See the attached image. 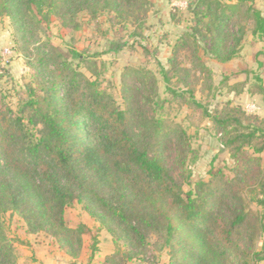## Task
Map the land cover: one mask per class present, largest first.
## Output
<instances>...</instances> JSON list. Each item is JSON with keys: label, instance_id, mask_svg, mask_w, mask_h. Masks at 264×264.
I'll return each mask as SVG.
<instances>
[{"label": "trees", "instance_id": "16d2710c", "mask_svg": "<svg viewBox=\"0 0 264 264\" xmlns=\"http://www.w3.org/2000/svg\"><path fill=\"white\" fill-rule=\"evenodd\" d=\"M150 7L149 0H0V16L10 18L17 44L28 61H35L38 90L30 88L25 109L33 114L27 123L4 109L0 100V264H18L14 242L6 234L7 213L19 215L29 235L54 240L70 259L82 256L83 237L91 235V261L98 237L89 226L70 228L66 221V211L75 203L99 221L114 247L123 242L146 249L156 241L160 251H171L170 264L264 261V216L251 226L252 213L242 195L246 190L258 193L262 198L255 201L264 206V118L232 104L210 115L241 179L219 171L185 191L165 165L161 141H175L177 163L185 171L192 151L187 132L178 124L142 116L138 129L153 138H139L132 129V112L118 107L95 81L63 59L50 40L41 42L37 34L40 26L48 30L52 17L74 31L81 27L75 19L82 13L93 19L126 13L127 19L141 21ZM194 14L193 36L208 40V51L222 63L238 54L246 33L244 20L252 25V37L264 39V15L255 0H198ZM235 18L237 31L226 46L227 27ZM72 56L83 57L77 52ZM202 70L210 77L203 65ZM251 93L264 95V86L254 85ZM190 176L185 175L188 185ZM250 227L251 252L241 246L243 231ZM255 232L262 237L260 249ZM120 257L123 264L135 258L119 249L106 256L104 264H118Z\"/></svg>", "mask_w": 264, "mask_h": 264}, {"label": "rangeland", "instance_id": "374dc122", "mask_svg": "<svg viewBox=\"0 0 264 264\" xmlns=\"http://www.w3.org/2000/svg\"><path fill=\"white\" fill-rule=\"evenodd\" d=\"M149 2L151 7L141 21L127 19L126 13H108L94 19L82 13L75 19L80 29L70 31L52 17L48 30L46 25L40 26L37 34L41 42L50 40L63 59L95 81L118 107L132 112V129L139 138L143 136L147 142L153 138L152 133L139 131L142 116L149 121L156 119L178 124L187 132L192 151L185 171L177 163L175 141L171 138L161 141L165 165L185 191L197 182H208L219 171L229 179H241L234 171L235 160L222 145L220 129L210 115L232 104L244 108L249 115L264 118V95L251 93L254 85L264 86V39L252 37V25L244 20L246 33L238 54L232 61L222 63L208 51V40L192 34L198 0ZM255 2L264 15V0ZM250 4L248 2L247 5ZM237 24L238 18H235L228 25L226 46L232 44ZM30 46L34 51L35 47ZM6 50L10 53L6 54ZM72 52L83 57L76 59ZM28 62L25 52L16 42L12 21L0 16L1 106L15 116L25 118L26 123L33 114L30 108L25 109V104L31 100L30 88L37 90L32 67L35 61L32 59L31 65ZM202 65L210 71V77L202 70ZM244 83L246 86L242 90L240 85ZM251 106L255 108L253 112ZM248 154L254 156L251 151ZM260 159L264 167V155ZM187 174L191 175L189 181L192 185L185 182ZM242 195L252 213L251 226H255L256 220L264 216V206L255 201L262 197L248 190ZM3 219L6 234L14 242L18 264H39L38 258L44 255L50 258L45 264H104L105 254L119 249L120 254L131 252L135 257L128 264H170L172 256L168 249L160 251L156 241L146 249L123 242L114 247L111 236L100 227L99 221L90 217L77 203L67 209L66 221L70 228L85 224L92 229L93 236L98 237L97 251L91 261L89 256L94 242L91 235L83 237L82 256L70 259L65 257L54 240L44 234L29 235L27 224L19 215L7 213ZM254 237L260 249L262 237L259 232H255ZM241 241V246L251 252V227L243 231ZM34 245L36 247L32 249ZM121 259H117L118 264H123ZM258 264H264V261Z\"/></svg>", "mask_w": 264, "mask_h": 264}, {"label": "crops", "instance_id": "0c3cea01", "mask_svg": "<svg viewBox=\"0 0 264 264\" xmlns=\"http://www.w3.org/2000/svg\"><path fill=\"white\" fill-rule=\"evenodd\" d=\"M36 236V235H35ZM33 243V242H32ZM35 245L32 249H35ZM110 253H107L105 254V256L109 255ZM38 255V254H37ZM38 257V256H37ZM67 257V256H65ZM40 260L39 264H45L46 262H48L50 260V258L46 257L45 255L44 256H40V258H38ZM30 263V262H29ZM29 263H26V264H29ZM71 264V262H69ZM31 264V263H30Z\"/></svg>", "mask_w": 264, "mask_h": 264}, {"label": "built area", "instance_id": "2783aa9c", "mask_svg": "<svg viewBox=\"0 0 264 264\" xmlns=\"http://www.w3.org/2000/svg\"><path fill=\"white\" fill-rule=\"evenodd\" d=\"M5 53L8 54V53H10V51L9 50H6ZM254 109L255 108L253 106H251V112H253Z\"/></svg>", "mask_w": 264, "mask_h": 264}]
</instances>
